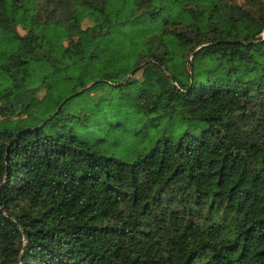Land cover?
I'll use <instances>...</instances> for the list:
<instances>
[{"label": "trees", "instance_id": "1", "mask_svg": "<svg viewBox=\"0 0 264 264\" xmlns=\"http://www.w3.org/2000/svg\"><path fill=\"white\" fill-rule=\"evenodd\" d=\"M228 2L0 0L4 262L264 264V13ZM58 39L78 61L68 96L55 90ZM130 53L135 72L111 86L160 136L125 161L71 126L112 128L103 113L66 106L93 100L80 90L96 63ZM212 212L238 218L232 236Z\"/></svg>", "mask_w": 264, "mask_h": 264}, {"label": "rangeland", "instance_id": "2", "mask_svg": "<svg viewBox=\"0 0 264 264\" xmlns=\"http://www.w3.org/2000/svg\"><path fill=\"white\" fill-rule=\"evenodd\" d=\"M230 5L238 4L244 11L252 14L260 15L264 13V0H229ZM205 5L210 9L213 5V0H205ZM21 11H17V16H21ZM87 21L83 26L86 27ZM19 31L25 34L21 27ZM135 34V33H134ZM137 35V34H136ZM68 40L58 39L56 43L57 53L55 55L56 61L64 68L63 73L60 74L55 90L68 96L71 94L70 83L67 79L69 74H75L77 72V58L70 55V49ZM135 54L130 53L126 58L124 57L121 62L114 63L108 67L104 65V62L96 63L94 68H99V72L88 74V77L95 75L92 82L82 90L81 92L91 86L94 88V98L90 97L79 100H72L67 106V111L71 113L80 111L85 108V112H101L103 113L110 124L113 126L109 129H94L92 126L88 127L81 121H72L71 126L76 130L77 135L85 139L86 141L97 145L109 154H113L118 158L125 161H133L137 155L142 152L150 150L154 144V140L160 136L158 129L151 128L149 122L151 118H142L137 116L136 105L132 100H122L118 92L111 86L112 81L116 76H112L114 73H118L121 67L129 69L126 75V80L130 75L135 72L133 68V62ZM75 58V59H74ZM192 59L190 53L187 54L186 60ZM98 70V69H97ZM171 71V70H170ZM167 74L170 75L171 72ZM140 75V74H139ZM103 80V81H101ZM123 82V81H122ZM46 93L45 88H41L38 93L39 98H44ZM127 95L133 94V89L127 87L125 93ZM129 97V96H128ZM44 106L48 112H53L57 109V103L52 99H45L43 101ZM98 125H103L104 120L96 122ZM211 219L215 221L217 225H220L224 236H232L234 234L235 226L238 218L232 215H221L215 212L211 213ZM0 264H8L4 262L2 258V249L0 248Z\"/></svg>", "mask_w": 264, "mask_h": 264}]
</instances>
